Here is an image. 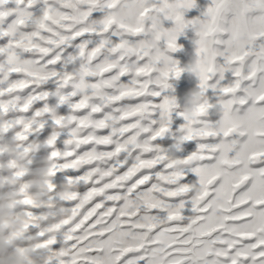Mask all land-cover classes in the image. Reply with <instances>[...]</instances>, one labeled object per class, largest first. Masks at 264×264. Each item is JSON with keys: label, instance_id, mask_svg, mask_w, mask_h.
<instances>
[{"label": "snow or ice", "instance_id": "snow-or-ice-1", "mask_svg": "<svg viewBox=\"0 0 264 264\" xmlns=\"http://www.w3.org/2000/svg\"><path fill=\"white\" fill-rule=\"evenodd\" d=\"M9 2L0 0V121L6 134L14 132L24 142L51 122L44 142L57 163L49 174L84 169L65 177L76 185L67 198L73 213L83 207L80 215L87 220L99 211L115 214L129 201L139 204L135 215L148 213L171 224L186 218L190 203L192 212L212 221L229 181L238 192L264 180V167H252L264 162V0H211L203 18L192 20L184 13L196 0H11L16 7L8 9ZM37 5L39 15L31 11ZM95 11L103 17L93 19ZM165 20L173 26L165 27ZM189 26L198 37L197 86L205 103L192 119L177 113L184 120L181 142L196 141L194 152L178 158L180 143L163 148L155 141L172 131L180 107L169 81L186 69L169 53L182 47L177 40ZM50 81L54 92L45 88ZM210 88L215 104L207 96ZM63 105L67 115L58 111ZM213 108L219 121L202 120ZM57 129H67L63 150L56 147L62 134ZM186 170L198 178L195 183L184 182ZM80 184L89 187L80 192ZM194 184L201 188L198 197ZM55 187L49 184L50 191ZM256 203L264 218V201ZM230 219L243 225L249 213ZM227 231L237 239L219 229L202 233L212 244L174 264H264V227L259 234ZM139 251L148 264V255Z\"/></svg>", "mask_w": 264, "mask_h": 264}, {"label": "rangeland", "instance_id": "rangeland-1", "mask_svg": "<svg viewBox=\"0 0 264 264\" xmlns=\"http://www.w3.org/2000/svg\"><path fill=\"white\" fill-rule=\"evenodd\" d=\"M210 2L211 0H196V7L184 13L185 19H202ZM6 7L12 9L16 5L10 0ZM31 11L39 15L40 5ZM103 15V12L95 11L92 18L98 20ZM164 26L170 28L173 23L165 20ZM196 39L198 37L194 28L187 27L177 40L182 47L169 53L180 62L181 67L195 54ZM161 46H164L163 41ZM68 51L71 52L72 49ZM226 76L230 77V74ZM169 83L172 85L169 92L177 97L180 107L173 113L172 131L155 141L163 148H171L176 143L178 129L184 123L177 113L182 111L189 91L197 87L199 81L197 77L184 72L179 79H171ZM45 88L54 92L56 84L50 81ZM207 96L210 103H216V95L211 88ZM48 102L54 105L56 98L50 97ZM58 111L67 115L70 110L67 105H63ZM220 117L219 111L213 108L201 119L215 124ZM4 126L5 122L0 121V223L3 224V232L0 234V261H7L9 264H128L129 261L139 260L140 264H144L140 260L139 251L143 249L148 255V264H174L177 260L186 261L198 257L205 244H212L211 237L202 233H212L219 229L220 233L235 240V233L229 236L227 229L259 234L258 230L264 227V218L259 215L256 203L264 201V180L260 178L247 189H240L238 192L233 187V182L229 181L217 201L212 221L202 220L198 213L192 212L191 204L187 203L183 210L186 217L183 221L161 224L148 213L135 215L139 204L129 201H125L115 214L111 211H99L85 220L80 215L83 207L73 213V205L67 202L76 185L65 180L66 176L82 174L84 169L80 172H58L54 178L49 174V170L57 163L49 157L50 149L44 142L53 131L51 122L49 121L41 133L31 136L30 142L17 139L14 132L6 134ZM60 131L62 134L56 147L63 150L67 129ZM195 150L196 141H188L182 144L180 151L175 152V156L186 158ZM252 167H264V162ZM197 179L194 173L186 170L184 182L195 183ZM44 180L55 183V191H50L48 184L41 189L38 182ZM87 187L89 186L80 184L77 190L84 192ZM38 193H42L39 199ZM200 194V186L194 184L193 196L198 197ZM25 200L32 202L26 204ZM244 213H249L246 224L231 221L233 215L242 216ZM160 215L163 216L164 213ZM77 225L78 230L73 231ZM181 227L185 230L178 231ZM152 228H157V232L153 233ZM52 240L57 243H48ZM184 241L188 243L185 244ZM177 245L180 247H176ZM216 247L220 248L221 245L217 244Z\"/></svg>", "mask_w": 264, "mask_h": 264}, {"label": "clouds", "instance_id": "clouds-1", "mask_svg": "<svg viewBox=\"0 0 264 264\" xmlns=\"http://www.w3.org/2000/svg\"><path fill=\"white\" fill-rule=\"evenodd\" d=\"M184 68L186 69L185 72H187L189 75L197 77L198 72H199V57L196 54H194L192 58L190 59V61L184 65ZM203 103H205V97L201 95V91L199 87L197 86L195 88H192L189 91L188 98L184 102L182 111L185 114V116H187L189 119H192L194 118V113L196 112L197 108H199ZM69 124H70V121L65 120V125L67 126ZM181 135L182 134L178 132L177 140H176V143H180V147L183 144L181 142ZM182 167H183L182 165H179V164L177 165L178 169ZM38 183L40 184L41 189H43L45 184L49 185L51 181L44 180ZM40 195H42V193L37 194V199H39ZM2 232H3V224L0 223V234H2ZM0 264H9V262L0 261Z\"/></svg>", "mask_w": 264, "mask_h": 264}]
</instances>
